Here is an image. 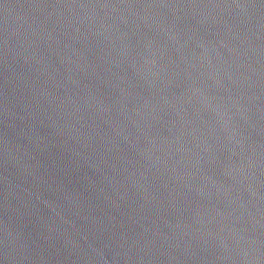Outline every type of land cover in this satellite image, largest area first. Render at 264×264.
<instances>
[{
	"label": "water",
	"instance_id": "95a60500",
	"mask_svg": "<svg viewBox=\"0 0 264 264\" xmlns=\"http://www.w3.org/2000/svg\"><path fill=\"white\" fill-rule=\"evenodd\" d=\"M157 108L225 264H264V0H91Z\"/></svg>",
	"mask_w": 264,
	"mask_h": 264
}]
</instances>
